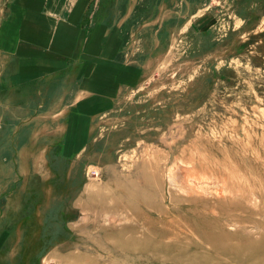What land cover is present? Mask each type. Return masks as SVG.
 <instances>
[{
	"label": "rangeland",
	"instance_id": "rangeland-1",
	"mask_svg": "<svg viewBox=\"0 0 264 264\" xmlns=\"http://www.w3.org/2000/svg\"><path fill=\"white\" fill-rule=\"evenodd\" d=\"M14 1L0 264H264V0L81 1L35 77Z\"/></svg>",
	"mask_w": 264,
	"mask_h": 264
},
{
	"label": "crops",
	"instance_id": "crops-1",
	"mask_svg": "<svg viewBox=\"0 0 264 264\" xmlns=\"http://www.w3.org/2000/svg\"><path fill=\"white\" fill-rule=\"evenodd\" d=\"M61 0H40L38 6L30 4L24 5L22 2L14 1L18 7L19 19L8 17L6 19L5 41L10 42L8 54L12 57H22L20 70L22 72L33 71L30 75H38L40 72H46L48 66H58L61 62L59 57L53 56L51 48L58 50L63 56L70 55L65 49L56 48V42L65 41L67 25L75 26L80 21V16L86 4H77L73 6L72 14L65 13L64 6L54 5ZM68 26V27H69ZM3 38V37H2ZM28 79V78H27ZM26 79V80H27ZM25 80L21 81L24 82Z\"/></svg>",
	"mask_w": 264,
	"mask_h": 264
},
{
	"label": "bare ground",
	"instance_id": "bare-ground-1",
	"mask_svg": "<svg viewBox=\"0 0 264 264\" xmlns=\"http://www.w3.org/2000/svg\"><path fill=\"white\" fill-rule=\"evenodd\" d=\"M68 143V142H67ZM67 149V148H66ZM256 248H257V250H260V251H262L263 252V254H264V238H262V240L261 241H259L257 244H256V246H255ZM235 248V247H234ZM229 249V248H228ZM231 250H229V252H230ZM234 252V251H233ZM214 255V254H213ZM214 256H217V255H214ZM219 257V256H218Z\"/></svg>",
	"mask_w": 264,
	"mask_h": 264
}]
</instances>
